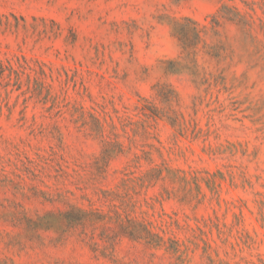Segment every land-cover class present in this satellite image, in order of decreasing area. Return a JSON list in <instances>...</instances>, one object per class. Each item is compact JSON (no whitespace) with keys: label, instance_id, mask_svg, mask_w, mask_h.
I'll return each mask as SVG.
<instances>
[{"label":"rangeland","instance_id":"1","mask_svg":"<svg viewBox=\"0 0 264 264\" xmlns=\"http://www.w3.org/2000/svg\"><path fill=\"white\" fill-rule=\"evenodd\" d=\"M0 264H264V0H0Z\"/></svg>","mask_w":264,"mask_h":264},{"label":"trees","instance_id":"2","mask_svg":"<svg viewBox=\"0 0 264 264\" xmlns=\"http://www.w3.org/2000/svg\"><path fill=\"white\" fill-rule=\"evenodd\" d=\"M223 18V17H222ZM227 20H230L231 19H227ZM216 24L219 23V19H217L215 21ZM206 27L205 26H202V27H199L198 23L190 20V19H184V22L183 23H178L177 26H176V38L179 40V42L182 44L183 48L185 50H187L188 48V43H186V37L188 36H192L193 38H195V40H198L200 39V35L202 32H204V29ZM160 175H158L157 177H155V179H158ZM151 181L153 180V177L152 179H150ZM72 214L76 215V216H79V218L75 219L74 222H83V220H85V218L90 215V212L88 213L87 211L85 210H82L80 208L78 209H75L74 207L72 208ZM96 215H99V213L97 212ZM97 221H104L105 218L102 216L100 217L97 216L96 219ZM128 222H131V223H134V225L137 226V230H138V235L141 236L140 238H143V235L142 233L144 232L145 234H147L149 236L150 239H148V241L146 240V242L148 244H154L155 246H159L160 243L162 242V237H160L158 234L156 233H153L151 231H149L146 226L141 223V222H137V221H133L131 219H127ZM124 224L123 220H119V225L122 227ZM134 234H136V232L134 231Z\"/></svg>","mask_w":264,"mask_h":264}]
</instances>
